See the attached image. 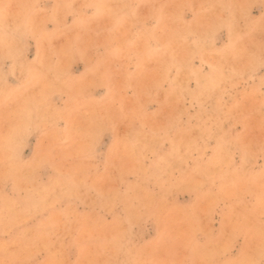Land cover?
<instances>
[{
	"label": "clouds",
	"instance_id": "1",
	"mask_svg": "<svg viewBox=\"0 0 264 264\" xmlns=\"http://www.w3.org/2000/svg\"><path fill=\"white\" fill-rule=\"evenodd\" d=\"M0 264H264V0H0Z\"/></svg>",
	"mask_w": 264,
	"mask_h": 264
}]
</instances>
